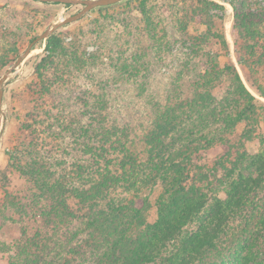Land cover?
Wrapping results in <instances>:
<instances>
[{"label": "trees", "instance_id": "16d2710c", "mask_svg": "<svg viewBox=\"0 0 264 264\" xmlns=\"http://www.w3.org/2000/svg\"><path fill=\"white\" fill-rule=\"evenodd\" d=\"M194 2L191 17L207 26L198 40L219 41L229 55L224 14L210 12L224 6ZM229 2L237 62L264 98V8ZM46 39V53L60 46L56 31ZM202 63L204 71L193 64L183 97H175L174 85V97L151 105L141 134L128 124L104 126L100 112H91V121L73 131L78 184L37 150L25 160L10 155L0 168V252L9 264H264V138L257 152L245 148L264 102L231 61L220 66L208 55ZM51 65L46 54L36 70ZM224 75L230 85L217 98L211 89ZM41 77L31 89L44 98L66 81ZM217 145L221 151L209 162L205 152Z\"/></svg>", "mask_w": 264, "mask_h": 264}, {"label": "rangeland", "instance_id": "374dc122", "mask_svg": "<svg viewBox=\"0 0 264 264\" xmlns=\"http://www.w3.org/2000/svg\"><path fill=\"white\" fill-rule=\"evenodd\" d=\"M217 1L224 10L212 8L210 12L224 14L229 55L219 41L198 40L207 26L191 17L192 8L196 7L194 0H120L95 7L80 19L57 28L60 46L51 45L53 51L49 53L45 50L47 39L37 41L4 82L0 168L7 165L12 154L25 160L30 150H37L50 162H58V172L78 184L71 163L74 158H81V154L73 131L91 121V112H100L104 126L128 124L133 132L141 134L150 121L151 105L165 100L174 85H179L175 97H183L192 81L193 64L204 71L202 60L208 55L218 60L220 66L231 61L245 87L264 102L237 62L231 31V0ZM246 1L253 8H264V0ZM82 7L40 0H0V77L32 39ZM215 26L212 30L217 29ZM187 35L194 37L196 44L187 40ZM46 54L52 55L53 65L46 66L45 72L37 71V62ZM177 75L179 81L175 79ZM41 76H63L66 81L62 85L57 83L56 93L44 98L31 89L36 82L42 85ZM229 85V76H221L211 92L220 98ZM174 95L170 93L171 97ZM170 100L174 102L175 98ZM251 137L245 141V148L255 153L261 146L260 138H264L263 114L253 124ZM220 151L218 145L207 149L209 162ZM221 191L219 196L223 194ZM11 236L18 237L19 232L12 230ZM216 258L212 256L211 260ZM0 264H9L8 253L0 252Z\"/></svg>", "mask_w": 264, "mask_h": 264}, {"label": "water", "instance_id": "95a60500", "mask_svg": "<svg viewBox=\"0 0 264 264\" xmlns=\"http://www.w3.org/2000/svg\"><path fill=\"white\" fill-rule=\"evenodd\" d=\"M40 1L81 4L83 7L78 12L72 15H69L65 18H61L58 22L53 23L50 27L44 30V32H42L41 34L36 36L34 39H32V41L28 44L25 50L16 58L12 66H10L4 72V74L0 77V107L2 105V100H3L4 82L6 81L8 75L14 70V68L17 67L28 56V54L31 52L33 45L37 41L47 38L57 28L80 19L84 14H86L88 11H90L91 9L95 7L113 4L120 0H40Z\"/></svg>", "mask_w": 264, "mask_h": 264}]
</instances>
